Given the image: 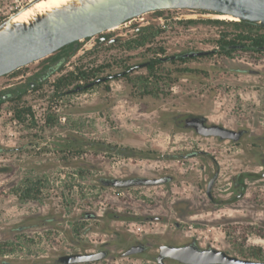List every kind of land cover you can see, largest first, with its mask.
<instances>
[{
	"label": "rangeland",
	"instance_id": "rangeland-1",
	"mask_svg": "<svg viewBox=\"0 0 264 264\" xmlns=\"http://www.w3.org/2000/svg\"><path fill=\"white\" fill-rule=\"evenodd\" d=\"M29 1L0 0V22ZM203 14H147L79 42L60 70L21 98L19 104L33 113L28 120L16 121L17 101L3 100L0 264H58L62 255L99 251L106 257L86 264H157L160 245L187 244L264 261V139L258 138L264 136V53L217 50L184 62L163 61L149 76L145 69L155 56L217 49L225 29ZM138 28L147 39L134 47ZM102 36H112L111 44H99ZM55 55L4 76L0 90ZM128 66L125 77L76 93L81 84L73 81L70 91L55 96L52 83L76 68L93 72L91 82ZM197 116L245 135L220 142L176 123ZM98 144L143 157L113 155ZM239 174L241 196L232 188ZM143 178L165 181L121 187L109 182ZM137 242L146 250L122 257Z\"/></svg>",
	"mask_w": 264,
	"mask_h": 264
},
{
	"label": "water",
	"instance_id": "water-1",
	"mask_svg": "<svg viewBox=\"0 0 264 264\" xmlns=\"http://www.w3.org/2000/svg\"><path fill=\"white\" fill-rule=\"evenodd\" d=\"M41 1L47 0H31L0 22V79L22 67L54 55L66 46L89 40L132 20H142L144 15L156 12L198 11L204 13L201 16L203 18L222 20L219 17L226 16L233 21H245L264 27V0H67L57 7L23 16ZM140 30L143 28H138L135 33H139ZM104 40L105 37L100 38L99 43ZM234 48L240 49L242 46L237 45ZM210 53L211 51H190L162 60L201 57ZM63 62L64 59L52 66L39 78V82L57 72ZM105 80L106 78H99L84 87H76L73 92L90 88ZM205 121L204 117H192L184 121L183 128L192 130L204 138H216L220 142L226 140L237 142L240 139L241 131L216 124L205 125ZM217 175L218 172H215L207 183L205 193L208 199H211V188ZM164 181L163 178H143L137 179L134 185L156 186ZM111 184L116 187L128 185L120 181H113ZM143 250V246L135 244L121 255L128 257ZM105 257V251L74 253L58 257L57 263L86 264L98 262ZM166 260L173 264H264V261L238 258L214 248L200 249L193 244L160 245L155 261L157 264H164Z\"/></svg>",
	"mask_w": 264,
	"mask_h": 264
},
{
	"label": "trees",
	"instance_id": "trees-1",
	"mask_svg": "<svg viewBox=\"0 0 264 264\" xmlns=\"http://www.w3.org/2000/svg\"><path fill=\"white\" fill-rule=\"evenodd\" d=\"M161 12H156L155 14H158ZM189 23H192L190 21ZM208 23L217 25L222 27L224 32H222L219 35V38L216 41V44L220 48V52L223 55H229L232 50L230 48L231 45L237 44H243L247 51H252L254 53L262 54L264 53V27H261L257 24L248 23L245 21H225V20H210ZM143 30H140L139 33L141 34ZM147 36L141 34L139 38L136 40H133L130 45L134 44V47H141L146 42ZM79 49V44H71L69 46H66L62 48L60 51H58L56 54L58 56L64 55L66 58L74 56ZM245 50V51H246ZM244 51V50H243ZM154 55H157L154 53ZM187 58H181L177 61L184 62ZM162 62V58H159L155 56L153 59H151L149 62L145 64V69L148 71V76L152 74V71L160 65ZM171 63H174L175 60H170ZM130 67L125 68V72L121 74H114L112 76H108V79H113L115 77H125L129 73ZM99 71V70H98ZM94 73L90 71H84L80 68H76L74 71L67 73L66 75L60 76L57 78L53 83L52 87L55 92V96H61L65 93H67L68 87L71 85L73 81L76 82H89L90 78L93 77ZM147 76V77H148ZM147 79V78H142ZM65 89V90H64ZM2 92H0L1 96ZM22 98V94L16 93L13 98L8 99L9 101H17V104L13 106V118L16 121L23 122L25 120H28L33 117V113L31 109L28 106H25L24 104L20 105L19 102ZM3 99L0 100V105L2 104ZM98 149L103 152H109L113 155H119L123 157H136V154L139 155L138 157H143V152H135L134 150L127 149V148H118L116 146H109L104 144H98ZM142 154V155H141ZM242 178L243 176L241 174L234 177L232 182V188L235 192L238 194H241L244 192V187L242 185ZM137 179H126L122 183H127L128 185H134V182ZM102 182H104L102 180ZM110 183L113 182L109 181ZM256 257V255H254Z\"/></svg>",
	"mask_w": 264,
	"mask_h": 264
},
{
	"label": "flooded vegetation",
	"instance_id": "flooded-vegetation-1",
	"mask_svg": "<svg viewBox=\"0 0 264 264\" xmlns=\"http://www.w3.org/2000/svg\"><path fill=\"white\" fill-rule=\"evenodd\" d=\"M102 37H105V40L104 41H102L101 43H99L100 42V40L98 41V43L99 44H102V45H105V44H107V43H109V44H111L110 43V41L112 40V36L111 37H107V36H102ZM79 44V43H78ZM113 44V43H112ZM80 45V44H79ZM237 45H241L242 46V48H234V46H237ZM230 48L232 49V50H241V51H245L246 50V48H245V46L243 45V44H235V45H231L230 46ZM217 50H219L220 51V48H219V46L217 45V49H214V50H207V51H211V53L210 54H208V55H206V56H209V55H213V54H215L216 53V51ZM247 51V50H246ZM174 56V55H173ZM169 57H171V56H169ZM68 58H70V57H68ZM68 58H66L64 55H62V56H58V54H56L55 56H53L52 58H50L49 60H47L44 64H42L39 68H37V69H35V70H33L32 72H31V74H29V75H26V76H22V75H20V76H16V77H12L11 78V83L10 84H8L7 86H5V88L3 89V90H0V92H2V94H1V96H0V100L1 99H3V98H6V99H10V98H13V96L16 94V93H20V94H22V98L27 94V93H29L34 87H37V86H39L40 84H42L45 80H47L48 78H46V79H44L42 82H39V78H41V77H43V75H45L46 74V72L52 67V66H55V65H57L62 59H64V62H65V60H67ZM167 58V57H166ZM192 58H194V57H192ZM163 59V58H162ZM178 59H181V58H179V57H176L175 59H168V60H178ZM183 59V58H182ZM63 62V63H64ZM162 62H163V60H162ZM61 67H62V65L60 66V68L58 69V70H60L61 69ZM57 70V71H58ZM101 78H106V80L105 81H102V82H100V83H98V84H101V83H104V82H106V81H108L109 79H108V76L107 77H101ZM97 79H99V78H96L95 80H97ZM95 80H93V81H91V82H82V81H80L79 83L81 84V86H76V87H84L85 85H87L88 83H92V82H94ZM94 85H97V84H94ZM93 85V86H94ZM75 87V88H76ZM92 87V86H91ZM74 88V89H75ZM84 89H87V88H82L81 90H84ZM80 90V91H81ZM73 91V90H72ZM79 91V92H80ZM198 117V116H197ZM192 118V117H191ZM199 118H201V117H199ZM186 119H189V118H184V119H180V120H178V121H176V123L178 124V125H180V124H184V121L186 120ZM205 125H211V124H208L207 123V121H205ZM239 131H241V136H240V138L242 137V136H244L245 135V131H243V130H239ZM259 139H264V136H262V137H258ZM257 138V139H258ZM260 166H264V159L261 161V163H260ZM262 177L264 178V172L262 173ZM135 244H137V245H141V246H143L144 247V250L141 252V253H143L145 250H146V246L145 245H143L142 243H140V242H137V243H135ZM134 244V245H135ZM106 252V251H105ZM141 253H139V254H141ZM106 255H107V252H106Z\"/></svg>",
	"mask_w": 264,
	"mask_h": 264
},
{
	"label": "bare ground",
	"instance_id": "bare-ground-1",
	"mask_svg": "<svg viewBox=\"0 0 264 264\" xmlns=\"http://www.w3.org/2000/svg\"><path fill=\"white\" fill-rule=\"evenodd\" d=\"M66 1L67 0H47V1H41V2L37 3L33 9H30L29 11H27L26 13H24L23 16L26 17V15H28V14H33L35 12H37V13L43 12L44 10H47V9H50V8H53V7H57L60 4H63L64 2H66ZM219 19L233 21L232 18L226 17V16H221V17H219Z\"/></svg>",
	"mask_w": 264,
	"mask_h": 264
},
{
	"label": "built area",
	"instance_id": "built-area-1",
	"mask_svg": "<svg viewBox=\"0 0 264 264\" xmlns=\"http://www.w3.org/2000/svg\"><path fill=\"white\" fill-rule=\"evenodd\" d=\"M19 8H18V6L15 8V10H18Z\"/></svg>",
	"mask_w": 264,
	"mask_h": 264
}]
</instances>
